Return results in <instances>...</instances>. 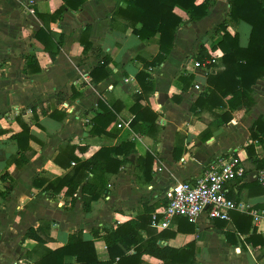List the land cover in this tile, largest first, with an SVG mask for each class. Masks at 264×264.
I'll list each match as a JSON object with an SVG mask.
<instances>
[{
	"label": "crops",
	"instance_id": "crops-1",
	"mask_svg": "<svg viewBox=\"0 0 264 264\" xmlns=\"http://www.w3.org/2000/svg\"><path fill=\"white\" fill-rule=\"evenodd\" d=\"M208 1L209 13L201 21H192L187 10L180 5L175 7L182 18L175 45L162 63L147 67L143 60L150 61L158 53L159 35L143 41L132 27H126L122 18H113L112 22L114 11L125 6L123 0H86L80 9L67 8L50 22L37 17L32 6L50 15L64 5L63 0H0V130L6 128V132L0 133V264H19V260L34 264L46 249L63 246L69 235L80 229L86 239H93L98 258L107 260V245L103 237H93L92 228L112 224L116 218L122 222L134 218L144 212L146 202L158 204L157 210L165 191L174 183L194 181L215 158L229 151L243 158L246 167V174L231 182L230 198L264 208V186L257 180L263 168L264 143L252 139L250 133L258 117L264 116V78L253 86L254 106L250 110H234L238 117L234 116L226 125L214 124L208 138L202 133L214 121V115L207 111L197 115L192 111L199 95L207 91V74L222 67L223 52L218 43L224 31L215 29L227 21V31L238 32L242 46H247L251 32L248 24V41L242 44L245 22H229L230 0ZM45 24L64 35L54 61L35 41L36 32ZM87 27L91 45L85 50L81 38ZM200 46L209 54L211 51L218 55L216 71L211 64L197 65ZM106 58L109 63L105 69L92 75ZM28 60L33 62L31 70ZM140 71L148 75L153 85V91L145 93L140 103L150 105L159 115L155 136L130 127L134 116L130 108L142 92L137 78ZM196 84L204 91H198ZM100 100L110 108L119 101L123 109L108 126L110 134L93 135V118L102 111ZM64 102L69 106L68 112L60 107ZM244 111L248 127L237 138ZM53 112L58 117L61 112L65 116L59 120ZM18 115L30 124L32 134L39 140H30L33 153L30 161L20 167L10 163L12 156L21 154L12 137L22 130L16 121ZM127 133L135 141V160L110 176V198L104 194L92 203L89 212L83 209L81 189L73 201L66 195L67 188L55 193L46 185H34L42 174L63 176L68 172L69 169L55 163L64 141L76 146L75 154L86 160L102 146L120 142ZM149 151L154 155L152 179L145 181L137 157ZM236 212L245 213L233 211L229 221L209 219L202 213L194 222L192 233L177 232L160 243L178 248L195 242V264H264V246L246 240L254 232L264 236V221L254 224L251 220L248 232L242 233L238 228L246 229L248 221ZM175 219L169 227L156 228L157 231H176ZM44 221L51 223L50 241L39 244L25 238L29 228L37 229ZM143 258V264H162L152 255Z\"/></svg>",
	"mask_w": 264,
	"mask_h": 264
},
{
	"label": "trees",
	"instance_id": "trees-1",
	"mask_svg": "<svg viewBox=\"0 0 264 264\" xmlns=\"http://www.w3.org/2000/svg\"><path fill=\"white\" fill-rule=\"evenodd\" d=\"M86 0H63L64 5L53 14L45 15L38 11L36 6H32L34 14L45 22L53 21L67 8L78 10ZM125 6L118 7L112 14V22L122 18L126 27H132L133 32L138 37L147 41L159 35V51L152 60H143L147 67L160 64L164 61L175 45L177 28L182 22V18L175 12V7L180 5L190 14L192 21H201L209 13V1L204 0H123ZM48 20V21H47ZM228 20L231 23L243 21L251 26L249 42L247 46L240 44L238 32L227 31V21L222 22L215 29L217 32L223 30L224 34L218 43V47L223 52L222 67L215 73L207 74V91L201 93L192 105V111L200 115L202 112H210L214 115V121L208 124V128L202 136L208 138L212 135L211 127L226 125L233 119V112L239 107L250 110L255 100L251 95L253 86L259 79L264 78V0H230V12ZM115 24V23H114ZM87 27L82 34L81 42L85 50L91 45L88 39ZM35 41L46 51L48 57L54 61L60 51L64 41L63 34L54 32L49 24H45L35 34ZM210 55L204 46L199 47L196 56L198 65H202ZM109 59L103 60L102 64L92 71L105 69ZM29 66L33 62L28 60ZM31 70V69H29ZM39 70V68L35 69ZM108 74V71L105 72ZM104 74V75H105ZM190 76V80H191ZM141 83L142 92L136 97L135 104L130 108L133 118L130 127L144 135H154L159 131L156 120L158 113L150 105H142L140 100L146 93L153 91V85L148 80V75L144 71L137 74ZM146 79V80H145ZM99 105L102 109L93 118V135L110 134L107 128L123 109L116 101L110 108L101 100ZM51 113L59 120L64 118L65 113L61 112L59 117ZM16 121L22 130L12 137L16 140L18 150L21 152L19 157L12 156L10 163L14 162L18 167L30 161L33 153L30 149V140H38L32 134L31 126L21 115L16 117ZM6 132L2 128L0 133ZM251 138L264 143V116L261 115L250 129ZM76 146L69 141H64L59 146V153L55 158V163L63 168L69 169L63 176H52L42 174L34 180L35 186L43 187L46 185L48 190L59 193L67 188L66 195L71 196L75 201V195L81 189V203L83 209L89 212L92 203L98 200L108 191L109 178L113 174L121 171L131 160L135 151V141L127 135L118 143L112 146H102L90 158L80 159L76 154ZM84 149V148H80ZM251 149V147L249 148ZM248 151V147H247ZM176 158L180 154H175ZM154 162L153 152L149 151L145 156L137 157L138 168L145 181L152 179V166ZM264 167V160L262 162ZM158 204L144 203V212L125 222L106 224L102 228H92L94 238L103 237L109 252V259L100 260L96 253L93 239H86L82 229L69 235L67 242L56 249H46L37 258L34 264H143L144 255H152L162 261V264H195V242H190L184 247H173L161 245L160 240L175 236L177 232L192 233L195 230L194 222L186 217L177 216L176 231L163 230L158 232L153 226V214ZM240 214L243 220L248 221V227L242 229V233L249 230L252 218L245 213ZM50 222L44 221L35 229L31 227L25 234V238L36 240L39 244L50 241ZM229 235V234H227ZM253 245L261 244L264 246V236L254 232L246 238ZM73 258L74 260H69Z\"/></svg>",
	"mask_w": 264,
	"mask_h": 264
},
{
	"label": "built area",
	"instance_id": "built-area-1",
	"mask_svg": "<svg viewBox=\"0 0 264 264\" xmlns=\"http://www.w3.org/2000/svg\"><path fill=\"white\" fill-rule=\"evenodd\" d=\"M209 55V59L203 64L214 65L213 70L216 71L218 55L211 51ZM195 87L200 92L204 91L200 84H196ZM60 107L69 111L67 102ZM118 127L122 128L123 124L119 123ZM243 161V158L233 152L222 154L215 158L194 181L174 183L160 199L161 205L153 214V226L157 229L167 228L177 216L197 222L202 213H206L209 219L229 221L233 211L245 212L252 218L254 224L264 221V208L236 202L230 198L231 182L246 174ZM257 180L264 186V167L258 172ZM110 188L111 184H108V190ZM105 197L110 198L109 192ZM121 222L120 218H116L112 224L117 226ZM18 263L26 264L23 260H19Z\"/></svg>",
	"mask_w": 264,
	"mask_h": 264
},
{
	"label": "rangeland",
	"instance_id": "rangeland-1",
	"mask_svg": "<svg viewBox=\"0 0 264 264\" xmlns=\"http://www.w3.org/2000/svg\"><path fill=\"white\" fill-rule=\"evenodd\" d=\"M243 30H244V32H243V34H242V36H241V43L242 44H246L247 43V41H248V30L250 29V26L248 25V24H246V23H243ZM64 99V98H63ZM247 113V111H244V112H241V116H243L242 117V119H243V125H241V127H238V129L236 130V135H237V138H239L240 137V135L242 134V133H244V131H246L247 130V127H248V115L246 114ZM238 115H239V113H233V116H236V117H238ZM238 122V121H237ZM240 133V134H239ZM240 145H243V143L242 142H240ZM229 152H233V151H229Z\"/></svg>",
	"mask_w": 264,
	"mask_h": 264
},
{
	"label": "water",
	"instance_id": "water-1",
	"mask_svg": "<svg viewBox=\"0 0 264 264\" xmlns=\"http://www.w3.org/2000/svg\"><path fill=\"white\" fill-rule=\"evenodd\" d=\"M135 160V155H132V157H131V161H134ZM130 165V163H126V165L125 166H129Z\"/></svg>",
	"mask_w": 264,
	"mask_h": 264
}]
</instances>
